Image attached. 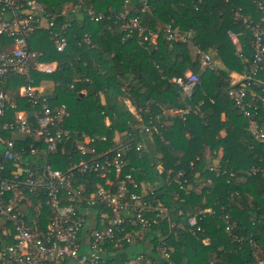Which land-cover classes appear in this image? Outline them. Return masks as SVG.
Returning a JSON list of instances; mask_svg holds the SVG:
<instances>
[{"label": "trees", "instance_id": "obj_1", "mask_svg": "<svg viewBox=\"0 0 264 264\" xmlns=\"http://www.w3.org/2000/svg\"><path fill=\"white\" fill-rule=\"evenodd\" d=\"M37 1L48 13L57 14L60 26L65 20L71 25L63 31L67 38L63 51H57L47 34L46 21L30 36V49L41 52L40 60L57 62L52 74L33 73L34 84L42 80L54 84L51 94H44L52 104L66 105L68 127L93 136L106 135L108 146L117 144V131L121 143L142 144L130 152V165L136 168L139 181L154 186L150 198H155L154 203L157 199L163 202L175 223L172 230L167 222L160 226L172 262L256 264L262 259L264 264V144L249 134L246 119L229 95L237 86L231 85L230 73L247 71L251 24L260 22L263 15L255 0ZM236 11L242 17H236ZM135 16L145 28L144 34L147 29L157 32L154 40H144L143 33L125 29L127 18ZM243 18L251 22L250 27H245ZM167 25L178 39L167 40ZM229 30L240 32L238 45L232 42ZM12 44L11 38L0 35V51ZM195 46L214 62L220 60L224 68L203 70ZM187 72L198 75L190 98L183 97L173 81ZM74 75L79 81L73 82ZM261 75L264 79V71ZM22 83L23 78L11 75L5 86L16 95L14 109L28 110L30 103L17 92ZM187 107L185 119L178 115L166 119L170 109ZM14 109L0 116V124L11 119ZM156 114H161L158 129L140 131L143 124L158 122ZM130 125L134 126L131 135L123 133ZM63 148L40 156L38 163L46 159L54 168H66L68 152L73 149L70 143ZM24 155L28 162L34 159L29 152ZM190 162L193 169L187 168ZM217 163L235 178L219 175L213 184L207 183L209 167ZM251 167L257 169L255 174L249 173ZM179 169L185 170L187 182L167 173ZM197 186H202L200 191ZM207 206L214 212L198 219L201 230L188 226L186 218ZM222 212L228 215L231 234L225 230ZM146 239L151 244L158 242L154 231Z\"/></svg>", "mask_w": 264, "mask_h": 264}, {"label": "built area", "instance_id": "obj_2", "mask_svg": "<svg viewBox=\"0 0 264 264\" xmlns=\"http://www.w3.org/2000/svg\"><path fill=\"white\" fill-rule=\"evenodd\" d=\"M255 3L262 11L261 21L251 24L243 18L245 27L251 24L252 30L249 66L240 73L238 81H231V85L237 86L229 95L246 119L249 134L264 144L261 75L264 71V0H255ZM127 14L125 10L121 16L125 18ZM56 16L48 13L37 0H0V34L13 40L11 46L0 51V116L5 117L7 111L16 107V99L5 86L11 75L23 78L20 96L30 103V109H14L11 119L0 124V264H174L166 246L167 236L160 226L167 222L172 230L175 223L164 203L158 199L154 203L155 198H150L155 193L154 186L139 181L136 168L130 165V152L133 148L139 150L142 144L134 147L131 142L121 143L117 131L114 138L117 144L108 146L106 135L93 136L68 127L70 111L66 105L52 104L34 84L33 73L52 74L57 69L56 61L40 60L41 52L30 49L29 38L34 31L46 21L47 34L54 39L57 51L67 46L63 31L71 22L65 20L60 26ZM235 16L242 17L238 11ZM127 20L125 29L141 34L145 31L138 17ZM165 31L167 40L178 39L170 25ZM228 34L238 45L240 32L229 30ZM156 36L157 32L148 29L143 33L144 40L152 41ZM195 49L200 54L203 70L217 72L219 68L211 55L201 52L199 46ZM79 79L74 75L73 82ZM173 81L182 90L183 97L190 98L198 75L187 72L183 78L176 77ZM189 110V107L170 109L165 117L178 115L185 119ZM134 113L142 122L140 115ZM154 117L158 122L151 120L140 131L157 130L161 114ZM133 129L130 125L122 131L131 135ZM16 132L24 134L28 142L16 141L11 136ZM65 143H70L73 149L68 152L66 168H54L46 159L38 163L40 156L55 153L59 147L64 151ZM27 152L33 155L32 162L25 161ZM187 168L193 169L194 163L190 162ZM162 169L160 166L159 172ZM209 170L211 177L207 183L213 184L219 175L235 178L233 172L219 163L211 165ZM256 171L255 167L249 169L250 174ZM167 173L182 182L189 179L183 169ZM201 187L197 186L196 190L200 191ZM43 209L50 212L45 226L40 221ZM213 212L212 206L198 208L186 218L187 225L200 231L198 219ZM222 218L225 230L231 234L228 215L222 212ZM153 231L158 242L152 245V256L142 245L151 244L146 236ZM135 245L142 249L133 256L118 257L120 252ZM256 264H263V260L258 259Z\"/></svg>", "mask_w": 264, "mask_h": 264}, {"label": "crops", "instance_id": "obj_3", "mask_svg": "<svg viewBox=\"0 0 264 264\" xmlns=\"http://www.w3.org/2000/svg\"><path fill=\"white\" fill-rule=\"evenodd\" d=\"M44 26L45 25V21H43L42 22V24H41V26ZM1 35V34H0ZM3 36V35H2ZM217 63V66H218V68L219 67H223L224 68V65L222 64V62H220V60H218L217 58H215L214 59ZM230 79H231V81H238L239 79H240V73H238V72H231L230 73ZM9 81V80H8ZM8 83V82H7ZM48 84H49V89H47L48 88ZM38 86H39V88H40V93H47V94H51V88L53 87V83H48V82H46V81H40V83H38L37 84ZM20 87V86H19ZM46 90H48V91H46ZM7 91L12 95V96H14L15 98H16V95L15 94H13V91L12 90H9V89H7ZM16 91V90H15ZM17 92L19 93L18 95L20 96V90L19 89H17ZM49 94V95H50ZM45 95V94H44ZM133 108V107H132ZM11 136L16 140V141H18V142H24L25 141V139H26V136L24 135V134H22V133H19V132H16V133H13V134H11ZM214 154L216 155L217 154V152H214ZM27 163H29L27 160H25ZM162 167V165L160 164V165H158V171H159V167ZM163 168V167H162ZM49 210L48 209H43L42 210V213H41V216H40V221H41V223H42V225H44L45 226V224L47 223V219H48V216L50 215V212H48ZM152 245L153 244H148V245H146V247L145 246H143L142 245V248L143 249H148L149 250V252H150V255H154V250L152 249ZM135 246H137V245H135ZM140 246V245H139ZM140 248H141V246H140ZM141 248V249H142ZM135 253V252H134Z\"/></svg>", "mask_w": 264, "mask_h": 264}, {"label": "rangeland", "instance_id": "obj_4", "mask_svg": "<svg viewBox=\"0 0 264 264\" xmlns=\"http://www.w3.org/2000/svg\"><path fill=\"white\" fill-rule=\"evenodd\" d=\"M216 63V62H215ZM106 119V118H105ZM104 119V121H105ZM109 121V120H108ZM107 124L111 123L110 121L107 122L105 121ZM141 250L140 246L137 245V246H133L125 251H122L118 254V257H130V256H133L135 253L134 252H139Z\"/></svg>", "mask_w": 264, "mask_h": 264}]
</instances>
